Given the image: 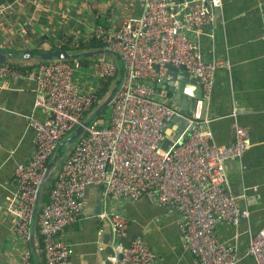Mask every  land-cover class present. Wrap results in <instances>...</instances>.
I'll use <instances>...</instances> for the list:
<instances>
[{
	"label": "built area",
	"instance_id": "built-area-1",
	"mask_svg": "<svg viewBox=\"0 0 264 264\" xmlns=\"http://www.w3.org/2000/svg\"><path fill=\"white\" fill-rule=\"evenodd\" d=\"M23 1L0 3L4 30H9L12 23L8 14L17 12ZM222 4L223 0H142L141 13L122 19L118 27L103 29L91 24L86 26L88 30L70 25L71 20L78 22L74 16L79 12L76 5L57 11V38L46 35V40L56 41V46L94 40L100 43L99 48L115 51L122 58L123 74L111 112L102 114L108 124L102 123L94 111L103 100L97 90L100 79L118 75L119 62L115 57H96L87 65L81 59L0 63V87L10 81L34 84L35 104L47 114L45 120L31 119L34 150L28 161L17 165L15 178L19 189L5 207L14 218L16 234L27 243L32 236L36 196L48 163L59 144L83 122H89L59 162L46 186V195L45 191L43 194L37 232L44 264H71V246L64 232L82 218L90 186H103L104 195L115 200L152 196L158 204L178 213L185 245L200 264H237L236 244L221 239L218 227L224 222L238 225L248 220L250 206L256 204V197H246L247 207L239 206L238 197L228 189L226 169V163L233 159L241 161L251 147L250 131L237 124L235 141L220 144L214 140L211 129L187 117V129L164 148L166 130L180 113L167 93L157 87L170 79L171 66H183L197 79L202 99H211L217 71L230 69L231 62L206 58L186 32L214 37L215 12ZM33 6L37 10L42 8L37 1ZM17 17L21 22L23 17ZM113 17L110 15L109 19ZM34 18H23V31L34 27ZM31 40L19 39L15 46L30 45ZM85 50L88 48L69 51ZM101 217L110 220L117 235L126 236V217L119 213H102ZM246 254L257 264H264V225L250 235ZM155 261L156 254L143 235L134 237L111 257L113 264ZM19 264H36L30 247L25 248Z\"/></svg>",
	"mask_w": 264,
	"mask_h": 264
},
{
	"label": "crops",
	"instance_id": "crops-1",
	"mask_svg": "<svg viewBox=\"0 0 264 264\" xmlns=\"http://www.w3.org/2000/svg\"><path fill=\"white\" fill-rule=\"evenodd\" d=\"M25 1L22 6H17V12L9 13L16 18L10 19L9 30L3 29L4 21L0 22L2 50H22L32 44L47 49L56 46V41L41 36H35L30 45L15 46L19 39L28 38L22 30L24 17H36L35 29L47 30V35H53L56 40L55 33L59 32L60 25L57 11L66 6L74 4L79 8L74 16L81 25L74 20L70 25L84 30L91 24L103 29L118 27L122 19L136 17L142 10V0ZM36 1L42 5L40 10L33 7ZM181 1L174 0L175 3ZM17 15L23 17L21 22ZM110 15L114 17L109 19ZM213 29L214 37L190 31L186 34L201 47L206 58L228 59L231 68L217 71L211 99H202V107L198 100L190 99L186 108L180 109V98L169 94L168 88L157 86L167 93L170 103L180 113L172 119L162 146L167 148L183 134L188 127L187 117H193L201 127L211 129L214 140L225 145L235 141L237 124L249 129L251 147L241 161L233 159L226 163V169L228 189L238 197L239 206L247 207L246 197H256V204L250 206L248 220L238 225L221 223L218 234L221 239L236 244L237 264H257L246 254V247L250 235L264 225V0H223L221 9L215 12ZM35 97L34 84L10 81L0 87V264H19L25 248H31L30 241L27 243L16 234L14 218L5 207L19 189L15 178L17 165L28 161L34 150L35 130L31 119L45 120L47 117L46 112L35 104ZM102 213H119L126 217L129 226L122 245L143 235L156 254L155 264H200L185 245L174 208L158 204L149 195L138 200H115L105 196L101 186L88 187L82 218L65 229V239L71 246V264H104L117 254V234L110 220L101 217ZM108 232L111 234L110 246L105 243ZM39 253H42L40 243Z\"/></svg>",
	"mask_w": 264,
	"mask_h": 264
},
{
	"label": "water",
	"instance_id": "water-1",
	"mask_svg": "<svg viewBox=\"0 0 264 264\" xmlns=\"http://www.w3.org/2000/svg\"><path fill=\"white\" fill-rule=\"evenodd\" d=\"M83 2V0H82ZM220 9L216 10L219 11ZM101 56H113L117 61H122V58L119 53L115 51H111L103 48L96 49H88L85 51L79 52H71L69 50L63 49H53L49 51L42 50H2L0 49V63L8 61L14 62L17 64H22L23 62H39V61H53V60H74V59H86V58H96ZM123 74V68L119 63V71L117 77L114 79L110 90L103 97L101 103L96 107L94 114L98 115L102 109L107 108L111 105L112 100L116 96L118 92V86L121 81ZM170 79L165 80L163 83H158L157 86H162L168 88L169 94L175 95L180 98L179 108L185 109L188 101L190 99L198 100L199 106H203L202 100V89L198 84L196 78H193L191 74L182 66L177 68L175 66H171L169 68ZM88 121L83 122L66 140L62 141L55 153L53 154L50 162L47 165L46 171L44 173L41 187L38 190L36 201L33 209V223H32V236L30 239V245L32 252L36 255V264H43L42 261L38 258L39 254V240H38V232H37V219L39 214L40 204L43 198L44 191L46 186L51 178L52 173L58 166V162L63 157L65 151L64 148L70 147L73 142L77 139V137L84 132V127L88 124ZM186 133L185 136L186 137ZM103 188V186H101ZM110 230V228H109ZM106 245H111V234L110 232L106 233ZM123 237L120 235L116 236V251L120 252L123 249L122 245ZM104 264H113L111 261H106Z\"/></svg>",
	"mask_w": 264,
	"mask_h": 264
},
{
	"label": "trees",
	"instance_id": "trees-1",
	"mask_svg": "<svg viewBox=\"0 0 264 264\" xmlns=\"http://www.w3.org/2000/svg\"><path fill=\"white\" fill-rule=\"evenodd\" d=\"M4 1H13V0H1L0 2L2 3V2H4ZM24 2H26L25 0L23 1V3ZM19 6H22V5H19ZM34 7V6H33ZM32 7V8H33ZM13 15V14H12ZM12 15H10V14H8V18H15L14 16H12ZM18 16V15H17ZM16 16V17H17ZM1 19L2 18H0V22H3V19H2V21H1ZM16 19V18H15ZM14 20V19H13ZM44 28V27H43ZM41 32H46V33H44L43 34V37L44 38H46L45 37V35H47V33H48V31L47 30H44V29H41V31L40 30H36L35 29V26L34 27H29V28H27V29H25V34H26V36L28 37V38H30V39H33L35 36H38V34H41ZM51 32V31H50ZM52 33V32H51ZM53 33H55V32H53ZM55 34H58V33H55ZM53 36V35H52ZM101 45H100V43H98V41H92V42H89V43H82V44H79V45H77V44H72V42L71 43H69V44H67V45H63V46H52V47H49L48 49H42V47L41 48H37V47H34V48H32V47H25V48H23V49H26V50H35V51H37V50H42V51H49V50H53V49H58V48H60V49H63V50H76V49H86V48H88V49H90V48H99ZM10 51H14L15 49H9ZM92 60H94V58H86V59H81V61L85 64V65H87V64H89L90 62H92ZM11 63H14V62H11ZM15 64V63H14ZM114 79L115 78H109V79H100V81H99V83H98V85H97V90H98V93L101 95V97H104L107 93H108V91L110 90V88H111V85H112V83H113V81H114ZM104 112H106V108H104V109H102L101 110V112L98 114V115H95V116H97V117H99V118H101L102 119V123L104 122L105 124H108V119H105V118H102V114H104ZM73 133V132H72ZM71 133V134H72ZM70 134V135H71ZM70 135H68L64 140H66ZM48 189H47V187H46V191H47ZM46 191H45V195H46ZM45 195H44V197H45ZM38 234V233H37ZM38 240H39V242H40V238H39V236H38ZM33 253V252H32ZM38 258L42 261V263L44 264V259H43V257H42V253H39L38 254ZM36 259H37V257H36V255L33 253V260L36 262Z\"/></svg>",
	"mask_w": 264,
	"mask_h": 264
},
{
	"label": "rangeland",
	"instance_id": "rangeland-1",
	"mask_svg": "<svg viewBox=\"0 0 264 264\" xmlns=\"http://www.w3.org/2000/svg\"><path fill=\"white\" fill-rule=\"evenodd\" d=\"M1 3V2H0ZM41 33H43L44 34V32H41ZM38 36H41V38H43V35H41V34H38ZM41 38H39V39H41ZM32 41V40H31ZM36 42V41H35ZM36 47L37 46V48H38V46L39 45H37V44H32V45H30V47ZM39 48H41V47H39ZM42 49H47L46 47H42ZM120 64H122V61H118ZM111 109H112V106L111 105H109L107 108H106V111H107V113L108 114H110V112H111ZM69 149H70V147H68V148H64V151H65V153H64V155H63V157L61 158V162L63 161V159H64V157L66 156V154L68 153V151H69ZM59 161V162H60ZM58 162V163H59ZM55 172H56V169L54 170V172L52 173V175H51V178L54 176V174H55Z\"/></svg>",
	"mask_w": 264,
	"mask_h": 264
}]
</instances>
